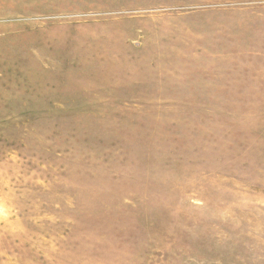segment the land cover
<instances>
[{
    "label": "rangeland",
    "instance_id": "rangeland-1",
    "mask_svg": "<svg viewBox=\"0 0 264 264\" xmlns=\"http://www.w3.org/2000/svg\"><path fill=\"white\" fill-rule=\"evenodd\" d=\"M0 264H264V0H0Z\"/></svg>",
    "mask_w": 264,
    "mask_h": 264
}]
</instances>
